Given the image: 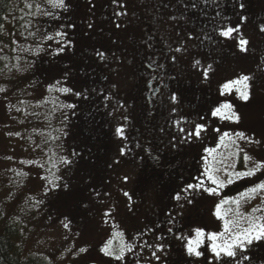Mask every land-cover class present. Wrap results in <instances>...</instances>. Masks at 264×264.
<instances>
[{
  "label": "rangeland",
  "instance_id": "obj_1",
  "mask_svg": "<svg viewBox=\"0 0 264 264\" xmlns=\"http://www.w3.org/2000/svg\"><path fill=\"white\" fill-rule=\"evenodd\" d=\"M228 1L234 3L211 0L210 4L215 10ZM26 2L33 7L26 8ZM65 2L67 7L60 9L45 0H13L10 17L16 16L21 25L16 27L12 19L4 26L3 44L7 47L1 52L7 64L0 71V87L5 89L0 92V229H17L16 245L22 258L36 257L50 264H168L178 252L188 256L187 239L194 238L199 228L205 234L199 248L204 253L201 262L206 258L209 264L211 242L207 234L223 232L225 220L238 221L240 228L247 227L248 217L264 222V194L247 203L241 201L239 209L231 203L260 183L264 170L252 177L233 178V183L217 188V195L203 189L184 191L188 184L201 182L204 187H216L208 180L209 172L226 180L225 169L246 171L245 154L253 161L264 157V0L242 3L243 9L238 3L242 0H236L227 18L217 16V11L212 15L211 33H202L195 25L191 12L184 10L185 0ZM36 3L41 11L31 15L37 11ZM75 3L79 5L73 16L77 24L69 17ZM45 11L51 16H44ZM120 12L123 15H117ZM236 26L238 33L229 38L220 36L221 28ZM57 31L67 34L57 37ZM147 33L161 40L163 59L167 58L175 71L166 80L168 97L175 94L174 86L189 82L211 91L213 108L232 103L240 121L212 116L185 120L187 109L178 100H170L167 130L156 137L150 132L143 134L156 106L147 103L144 93L145 82L154 74L144 61ZM47 36L53 39L49 41ZM241 38L248 41L246 52L238 47ZM68 41L72 42L70 47ZM60 44L65 50L56 54ZM82 48L87 66L80 62L81 52L77 54ZM98 52L105 54L103 59ZM48 56L53 78L38 80L43 71L38 62ZM197 60L201 63L196 64ZM209 64L212 67L205 79L203 73ZM241 75L250 77L249 91L254 99L249 104L238 97L236 88L241 85L220 94L224 83ZM89 80L95 86L86 90ZM64 87L73 91H57ZM75 92L97 99L91 106L98 108L99 115L97 121L87 120L89 129L78 117L79 96ZM67 104L75 107L63 106ZM196 123L205 124L208 130L199 139H187V131ZM118 128L121 133H117ZM225 132L229 136L221 140ZM237 132L248 139H238ZM96 133L104 138L91 142L98 137ZM155 139L165 140L163 150L149 148ZM178 151L192 157L191 168L179 171L178 179H160L162 169L157 164L169 157L178 158ZM216 169L221 172L216 173ZM65 184L69 185L67 191ZM73 189L82 193L76 195ZM177 193L180 200L174 198ZM221 201L228 203L221 205L217 216L216 205ZM205 205L210 211L200 226L184 224L194 209ZM109 243L117 252L121 245L130 244L133 252L125 253L126 260L116 261L101 252ZM146 243L152 247L141 246ZM160 243L164 250L157 261L152 252ZM80 247L86 253H79ZM192 258L200 263L199 258Z\"/></svg>",
  "mask_w": 264,
  "mask_h": 264
},
{
  "label": "snow or ice",
  "instance_id": "obj_2",
  "mask_svg": "<svg viewBox=\"0 0 264 264\" xmlns=\"http://www.w3.org/2000/svg\"><path fill=\"white\" fill-rule=\"evenodd\" d=\"M47 4H49L53 8H60L64 9L67 7L65 0H45ZM207 2V0H206ZM113 3H118V0H113ZM25 7L31 9L33 7V3H25ZM36 13H30L31 15H36L41 11L40 9V4L36 3ZM245 6L244 4H240V8L243 9ZM44 16H51L50 12H43L42 13ZM117 15H123L122 12L117 13ZM242 19H245L242 17ZM30 23V22H29ZM26 27V26H25ZM68 27H74V25L69 24ZM0 30H3V25H0ZM239 27H224L219 30L220 36L224 38H229L232 36L234 32H239ZM39 31V29H37ZM261 31L264 32V28H261ZM67 33L65 32H60L57 31L55 35L57 37H63ZM28 35L34 36L35 33L29 32ZM49 41L53 39L52 36H47L46 37ZM15 43V41H13ZM71 41H68L67 46H71ZM248 44V41L244 39H240L238 42V47L240 51L246 52L247 47L246 45ZM4 47H7V45H4ZM65 45L60 44L59 47L56 50V54H59L60 52H63L65 50ZM3 49L0 48V51ZM16 49H13L15 51ZM24 51H28L27 49H24ZM37 52L40 51V49L36 50ZM177 52L181 51V49L177 48ZM97 55H99L102 59L104 58L105 54L103 52H98ZM0 59H3V57H0ZM196 64H200L201 62L197 60L195 62ZM212 65H208L207 68L204 70V78L207 79L209 76V70L211 69ZM67 74V73H66ZM250 80V77L248 75H241L238 76L234 80H229L226 83H224L221 86V95H224L225 92H230L233 88L234 85H241L242 87H237L236 92L238 93V97L241 101H243L245 104H249L253 101L254 97L249 91V83L248 81ZM59 92H72L73 90L71 88H59L57 89ZM0 92H5V89L3 87H0ZM6 94V93H5ZM76 96H81V92H75L74 93ZM171 99L173 101H176L177 96L175 94L172 95ZM64 107L67 108H74L75 105L73 104H67L63 105ZM233 109V104L232 103H221L217 107L211 109V116L212 117H220L221 119H234L235 121L239 122L241 117L232 110ZM203 119V117H201ZM207 126L203 123H196L194 125V129L191 131H187L186 133V138H196L199 139L201 137V133L207 131ZM117 133H121L122 129L118 128ZM181 131L184 132L185 130L181 128ZM214 131L219 132V129H214ZM18 135V133H17ZM229 133L225 132L221 136V140H223L225 137H228ZM235 136L238 139L246 140L248 139L243 132H237L235 133ZM187 139L185 142H187ZM249 142H253L250 141ZM256 143H259V141H255ZM234 144L235 141H232ZM205 151H209L206 149ZM124 154V149H121V155ZM64 163H69V161L64 160L63 157L61 158ZM244 164L246 167V171H237V172H231L228 171L227 169L224 170V176L226 177L225 179H221L219 175L213 174L209 172L208 174V180L213 184L216 185V187H204L203 182L198 183L196 185L193 184H188L184 191H188L191 189H196L200 190L203 189L204 192L208 193L209 195H217V188H223L225 186V183L231 184L233 183V178L240 179L243 177H252L256 173L261 172L264 170V160L262 161H253L252 157L245 154L243 156ZM252 163V167H247L248 163ZM221 172V169H216V173ZM23 175V174H21ZM127 181V177L124 178ZM69 189V185L65 184L64 185V190L67 191ZM264 194V181L254 184L253 187L247 189L246 192L240 193V200H233L231 203L237 205V209H239V206L241 204V201L244 203H247L249 199H251L253 196L261 195ZM125 196H128L129 194L127 192L124 193ZM9 196H11V193H9ZM176 200H180V195L179 193L176 194L174 197ZM188 203H192L191 199L188 200ZM224 203H228V201H221L220 204L216 205L217 209V216H220V208L221 205ZM230 211V210H229ZM237 215L240 218H244L242 214L237 212ZM67 219V218H65ZM260 218L258 217H248L247 218V227L240 228L238 226V221L234 220H225L224 223V231L223 232H211L207 234V240L210 241L209 245V251L211 253V259L209 260V264H231V261L235 260L236 264H239L240 259H243L244 261H248L249 257L245 255L246 252L249 251L250 246L259 245L260 243H264V222H259ZM65 228L68 227L67 223H64L63 225ZM171 229H169L170 231ZM204 232L202 229L197 228L195 230V237L194 238H188L187 243L185 245V251L189 257H196L200 258L204 255L202 251L199 250L200 245L202 243V238L204 237ZM162 237H157V240H162ZM142 247H152L150 244H145L141 245ZM164 250V245L162 243L157 244L155 246V250L152 252V256L157 260H161V256L159 253ZM86 249L83 247H80L78 249V252L83 254L86 253ZM101 252L104 254L106 257H111L115 259L116 261H121V260H126V252H133V246L130 244H123L119 247L118 252L114 251L111 248L110 243L105 245L102 249ZM135 254V253H134Z\"/></svg>",
  "mask_w": 264,
  "mask_h": 264
},
{
  "label": "flooded vegetation",
  "instance_id": "obj_3",
  "mask_svg": "<svg viewBox=\"0 0 264 264\" xmlns=\"http://www.w3.org/2000/svg\"><path fill=\"white\" fill-rule=\"evenodd\" d=\"M193 7L194 6L188 4L187 2L184 3V10L186 12H191L193 20L195 18V25L199 29L202 28L204 30L203 22H201L200 19L197 17V14H199L200 11H193L194 8L196 9V7ZM232 7V2L228 1L226 2L225 6L213 10V13L214 15H217L216 12L219 11L220 14H218L217 16H224L225 18H227L232 14ZM78 9L79 8L77 7L76 9L72 10L78 11ZM144 37L145 38L143 40H147L149 42L146 46V49L144 50V61L147 63L146 67L148 68V70L154 73L149 75V79L145 82V99L151 107H153L154 105L156 106L155 108H153V112L151 114L149 113L148 117L150 118L146 120V122H148L149 127L146 126V129H144L142 132L143 134H145L146 132H150L152 135H155L154 137H156V134L158 135L159 132L163 133L164 130H167V125L169 124L166 115L169 111L168 104L172 99L167 96L168 89H166V80L169 74L175 71L172 70V67L170 66L167 58L163 59V56L165 55V50L161 40L157 37V35L154 33H147ZM172 89L177 95L176 100L180 102V104L183 106V109H187V111H185L183 114V118L185 120L189 118L193 120H206V117H211V109H213L212 94L210 93L211 91H209L208 89L200 88V86L196 87L194 85H191L189 82H180L177 86H174ZM201 117H203V119H201ZM96 135H98V137L95 138L96 143L104 138L103 136L102 138L100 137V133H97ZM162 142L159 139H155L154 141L150 142L151 144L149 148L155 149L161 147L163 150L165 140H162ZM104 149H106V147ZM184 153L185 152H182L181 154L179 153L178 158L169 157L168 161L159 162L157 164V167H160L162 170L159 171L158 177L164 180L165 178L173 179L176 176V178L178 179L177 175L179 174V171L190 169V163H192L190 159L192 157H188L187 155H184ZM262 160H264V157L262 158ZM193 168L194 167H192V169ZM262 181H264V173L263 177L261 175V177L259 178V182ZM209 211L210 209H208L206 205L194 209L185 219L184 224L190 227L200 226ZM178 253L174 255L175 257L173 256V261H170L168 264H207L206 258H203L205 259L204 262H201V258H199L200 263H197L199 261H196L195 258L189 256L186 257L183 252ZM245 255L249 257V260L244 261L243 259H240L239 264H264V243H260L259 245L254 244L253 246H250L249 251L246 252ZM231 264H236V261H231Z\"/></svg>",
  "mask_w": 264,
  "mask_h": 264
},
{
  "label": "trees",
  "instance_id": "obj_4",
  "mask_svg": "<svg viewBox=\"0 0 264 264\" xmlns=\"http://www.w3.org/2000/svg\"><path fill=\"white\" fill-rule=\"evenodd\" d=\"M185 1L188 4L196 7L197 10L193 7L194 8L193 11H198V10L200 11V13L197 14V17L200 19L201 22H203V25H204V30L200 28L201 32L205 33V30H206L211 33L213 30V25H214L213 24L214 22L212 21L213 20L212 15L214 16V13H213L214 8H212L210 4L211 0H207V2L206 0H185ZM233 1L234 3H236L235 2L236 0H233ZM249 1H252V0H242V2H238V3H247ZM12 2L13 0H0V25H3V30H4L5 24L9 23L8 21H11L12 19H15V21L17 22L16 27L21 25V22L17 19L16 16L15 18L10 17V14H11L10 10H11ZM234 3H232V6L236 5ZM78 6L79 5L75 3L70 8L69 17L70 18L72 17L71 22L73 21V24L74 23L77 24L73 18V16L75 15L77 11H74L72 9H76ZM3 30H0V48L4 46ZM80 52H81V56H80ZM77 54L78 56L81 57L80 62L82 61V63L85 65V62H84V57H86L85 49L82 48L79 52H77ZM2 56L3 54L0 51V57ZM6 64L7 63L4 60V58L0 59V71H4L6 69ZM91 66L89 68H91ZM38 67L43 69L42 76H39L40 78L38 80L43 79V78L44 79L53 78L50 75V57L49 56L41 59L38 62ZM94 86H95L94 82H90L89 80V85L85 87L87 90V88H92ZM83 95L84 94L81 95V98L79 96V98L77 99V105H78L77 111L79 112L78 117L81 118L80 119L81 123L83 125H88L87 123L88 119L90 121L92 120L97 121V117L99 115L98 108L91 106L92 104L97 103V99H94V97L92 99V95L88 97L86 95L85 96ZM96 126H99V124H97ZM88 129H89V125H88ZM91 142L95 143L94 138L91 140ZM73 192L76 193V195L78 193H82L81 189L79 190L73 189ZM16 231L13 226L11 227L5 226V228L0 229V264H50L49 262L43 259H40V258H36V257L22 258L20 250L18 246L16 245V239L18 238Z\"/></svg>",
  "mask_w": 264,
  "mask_h": 264
}]
</instances>
